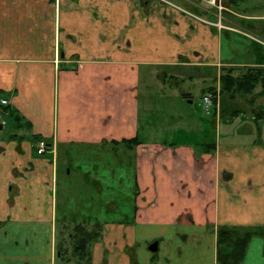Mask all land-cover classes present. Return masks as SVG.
<instances>
[{
	"label": "crops",
	"instance_id": "crops-1",
	"mask_svg": "<svg viewBox=\"0 0 264 264\" xmlns=\"http://www.w3.org/2000/svg\"><path fill=\"white\" fill-rule=\"evenodd\" d=\"M225 1L235 16L226 24L264 42V0ZM122 3L0 0V99L9 103L0 133L11 128L0 137V264H59L57 223L89 206L115 210L98 202L92 176L105 154L136 164L133 212L80 220L104 226L93 264H217L219 230L264 227V144L214 138L225 120L218 97L210 124L178 87L197 76L190 69L264 68V46L174 10ZM254 93L264 99L262 88ZM131 139L140 144H115ZM74 173L95 197L59 207V183ZM243 264H264V238L252 239Z\"/></svg>",
	"mask_w": 264,
	"mask_h": 264
},
{
	"label": "rangeland",
	"instance_id": "rangeland-1",
	"mask_svg": "<svg viewBox=\"0 0 264 264\" xmlns=\"http://www.w3.org/2000/svg\"><path fill=\"white\" fill-rule=\"evenodd\" d=\"M121 3L123 0H120ZM124 0L125 3L123 5H134L138 10L143 9L146 12H149L153 6L157 7H164L168 11H176L179 12L181 15L186 16L194 21H198L201 24L212 26L218 29V31H225L231 32V39L235 42H243V43H252L253 45L261 44L264 46V42L260 39L254 37L253 35L249 34L248 32L238 29L235 26L227 25L225 19H229L233 22L232 18L235 16H231L229 12L226 11L225 8H229V5L226 4L225 0H222L223 10L220 12L217 8H213L212 6L208 5L207 3H199L194 0ZM228 2L234 3L235 0H227ZM75 2L80 3V0H75ZM237 5V3H235ZM228 5V6H227ZM216 9V10H215ZM216 20H211L210 18H214ZM209 20V21H208ZM235 21V19H234ZM231 28L232 31H228L226 29ZM241 62V61H239ZM264 63V62H263ZM231 68V67H230ZM238 69H245V67H232ZM247 68V67H246ZM249 68V67H248ZM261 68V67H257ZM226 68L222 67V72ZM194 71L197 76H193L191 79H187L185 81L179 82L178 87L179 91L181 92L182 96L185 94H192L191 104H189V100H185L182 102L183 105L190 109V111L194 112L197 117L205 119L210 124L211 120L217 118V114H213L215 110H218L216 107V101L214 102L212 109L213 112L211 113L210 118H205V113L203 107L200 105L203 97L211 95L210 89L217 88L219 92L220 82H219V72L215 68H200V69H190ZM194 74V73H193ZM261 90V88H258ZM180 98L182 99L181 95ZM1 100V99H0ZM182 103H179V105ZM218 104H219V111L220 113L225 114V120L222 121L221 126L218 128H214L213 137H219V139L236 142L238 144H248L256 140L261 144H264V118L257 122V113H261L264 111V99L262 97H257L255 93L252 95L246 96H236V98H232L228 94H219L218 95ZM215 107V108H214ZM212 117V118H211ZM215 117V118H213ZM255 121H253L254 119ZM218 119V118H217ZM253 119V120H252ZM231 121V122H230ZM258 125H257V123ZM10 126L6 127L1 134L0 137L8 136L10 133ZM182 136V135H181ZM50 148V147H49ZM124 147H120V154ZM105 154V153H104ZM119 159H123L119 157ZM131 159V158H130ZM132 160V159H131ZM130 160L129 162L125 161H118V160H110L108 155H102L99 157V170L97 173L92 174L93 179L100 182L102 184V190L98 196V202L103 201L105 204L107 201L111 202L114 201L117 203L115 210L112 211L111 208H105L106 205L101 207L100 205L96 206H89V210H87L86 215H74L72 216V221L67 222H59L57 223V238H56V245L58 241L63 240L67 249H69L70 254L71 252V244L69 241V236L72 234L74 227L77 224L86 225L89 230L94 229L95 222H88V221H81V219L95 217L99 220H111V221H118L122 220L123 215L131 216L132 209H133V192L135 190V177H136V164H132ZM112 169L113 172H112ZM116 171V172H115ZM67 186H70L71 189L67 191ZM110 187H113L110 188ZM59 191H58V202L59 207H62L63 203H65L67 197H70L73 204L76 203V200L79 198H91V194L95 197L96 191L95 189H87L81 182L75 173L68 185H63L59 183ZM100 199V200H99ZM81 207L87 208V205H74L73 208ZM94 211V212H93ZM103 228L102 227V237L99 242L95 243L92 247V262L93 264V249L96 244H99L103 240ZM243 231H248L253 234L254 237H261L264 238V227H260L256 229L253 228H239ZM223 230V229H221ZM219 230V232L221 231ZM218 232V233H219ZM252 238V239H253ZM218 240V234H217ZM252 241V240H251ZM251 243V242H250ZM250 245V244H249ZM217 248V244H216ZM58 252V249H57ZM59 256V264H66L60 260ZM216 260H217V252H216ZM244 263V262H243ZM70 264H75L74 260ZM218 264V262H217Z\"/></svg>",
	"mask_w": 264,
	"mask_h": 264
},
{
	"label": "trees",
	"instance_id": "trees-1",
	"mask_svg": "<svg viewBox=\"0 0 264 264\" xmlns=\"http://www.w3.org/2000/svg\"><path fill=\"white\" fill-rule=\"evenodd\" d=\"M220 88H211L210 93L214 102L218 95L228 94L232 98L236 96L251 95L257 88H262L264 93V68H226L219 78ZM5 109V108H4ZM4 112V111H3ZM257 121L264 118V111L257 113ZM128 149L139 145L138 139L124 140L121 143ZM3 223L0 222V229ZM102 237V225L96 223L94 229L89 230L86 225L77 224L69 236L71 254L66 248L63 240L58 241L57 249L60 253V260L70 264H91L92 247ZM253 234L239 228L223 229L218 233L217 240V262L218 264H243Z\"/></svg>",
	"mask_w": 264,
	"mask_h": 264
},
{
	"label": "built area",
	"instance_id": "built-area-1",
	"mask_svg": "<svg viewBox=\"0 0 264 264\" xmlns=\"http://www.w3.org/2000/svg\"><path fill=\"white\" fill-rule=\"evenodd\" d=\"M194 1H197L199 3L201 2L207 3L213 8H217L220 12L224 9L222 6V0H194ZM8 104L9 103L6 99L0 100V113H3L4 108L8 106ZM213 105H214V100L211 95L203 97L201 101V106L203 107V110L206 113V115H211V113L213 112V109H212ZM36 150H37L38 155H44L50 150V148L46 141L41 140L38 142Z\"/></svg>",
	"mask_w": 264,
	"mask_h": 264
},
{
	"label": "water",
	"instance_id": "water-1",
	"mask_svg": "<svg viewBox=\"0 0 264 264\" xmlns=\"http://www.w3.org/2000/svg\"><path fill=\"white\" fill-rule=\"evenodd\" d=\"M156 249V245H154L153 247H152V250H155ZM59 255H60V253H59Z\"/></svg>",
	"mask_w": 264,
	"mask_h": 264
}]
</instances>
